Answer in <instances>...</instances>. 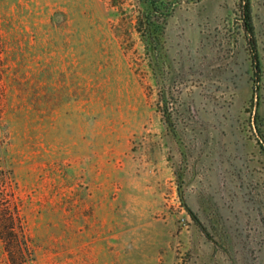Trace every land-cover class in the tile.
Wrapping results in <instances>:
<instances>
[{"label": "rangeland", "instance_id": "obj_1", "mask_svg": "<svg viewBox=\"0 0 264 264\" xmlns=\"http://www.w3.org/2000/svg\"><path fill=\"white\" fill-rule=\"evenodd\" d=\"M143 1L0 0V264H264V0Z\"/></svg>", "mask_w": 264, "mask_h": 264}, {"label": "trees", "instance_id": "obj_2", "mask_svg": "<svg viewBox=\"0 0 264 264\" xmlns=\"http://www.w3.org/2000/svg\"><path fill=\"white\" fill-rule=\"evenodd\" d=\"M143 4L146 6V12H145V19L144 22L146 25H152V16L158 15L159 12L166 13L167 8L164 6L162 0H144ZM166 15V14H165ZM244 29L246 33L252 38L253 36V26L251 23V17H250V9L248 3L245 4L244 7ZM153 34V33H151ZM154 35V34H153ZM158 37V36H156ZM8 208L5 210L0 209V238L4 239L5 235L6 237L13 236L17 239L14 232V222L15 220H18V215L16 213V209L14 208L12 211L7 212ZM11 264H17L14 257L11 256L10 258Z\"/></svg>", "mask_w": 264, "mask_h": 264}]
</instances>
